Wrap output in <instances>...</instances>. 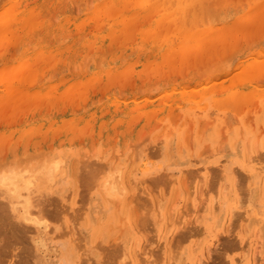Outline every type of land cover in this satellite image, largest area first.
<instances>
[{"label":"rangeland","instance_id":"374dc122","mask_svg":"<svg viewBox=\"0 0 264 264\" xmlns=\"http://www.w3.org/2000/svg\"><path fill=\"white\" fill-rule=\"evenodd\" d=\"M262 60L264 0H0L1 171L62 160L38 264H264Z\"/></svg>","mask_w":264,"mask_h":264},{"label":"bare ground","instance_id":"6f19581e","mask_svg":"<svg viewBox=\"0 0 264 264\" xmlns=\"http://www.w3.org/2000/svg\"><path fill=\"white\" fill-rule=\"evenodd\" d=\"M185 3V2H184ZM168 4V3H167ZM175 4V3H174ZM81 5V4H80ZM195 7V6H194ZM189 8V7H188ZM187 8V9H188ZM75 9V8H74ZM210 9H213V8H211L210 7ZM79 10V9H78ZM150 10V9H149ZM208 10V9H207ZM55 11V10H54ZM212 11V10H211ZM4 12V11H3ZM127 12V11H126ZM147 12V11H146ZM214 12V11H213ZM133 13V12H132ZM208 14H209V12H208ZM213 14V13H212ZM211 13H210V15H212ZM182 15V14H181ZM66 16V15H65ZM210 17V16H209ZM212 17H214L213 15H212ZM208 18V17H207ZM211 18V17H210ZM210 18H208L209 20H210ZM217 20V19H216ZM215 20V21H216ZM17 21V20H16ZM52 21H55V20H52ZM162 21H163V19H162ZM214 21V20H213ZM14 22V21H13ZM18 22H19V20H18ZM208 22H210V21H208ZM20 23H21V21H20ZM211 23H212V21H211ZM215 23V22H214ZM16 26V25H15ZM17 27V26H16ZM20 28V27H19ZM110 28V27H109ZM2 32V31H1ZM96 38V37H95ZM171 38V37H170ZM102 39H104V38H102ZM191 40V39H190ZM41 42V41H40ZM88 42V41H87ZM248 47V46H247ZM158 49V48H157ZM99 52V51H98ZM133 54V53H132ZM131 54V55H132ZM113 55H114V53H113ZM116 55V54H115ZM90 57V56H89ZM104 57H106V56H104ZM177 57V56H176ZM209 57V56H208ZM12 58V57H11ZM87 58H88V56H87ZM90 59H92V58H90ZM260 60V59H259ZM116 61V59L114 58V62ZM262 61H264V60H262ZM2 62V61H1ZM100 63V62H99ZM98 63V64H99ZM103 63V62H102ZM123 63V62H122ZM86 64V63H85ZM88 64H90V63H88ZM117 65V64H116ZM26 66V65H25ZM9 67V66H8ZM8 67H6V68H8ZM11 68H13V67H11ZM4 70V69H3ZM8 71V70H7ZM19 72V71H18ZM136 72V71H135ZM6 75V74H5ZM70 75V74H69ZM50 78H52V77H50ZM3 79V78H2ZM60 79V78H59ZM1 81V80H0ZM107 82H109V80H107ZM106 83V82H105ZM141 83V82H140ZM6 85V84H5ZM71 87H72V85H71ZM258 87V86H257ZM6 90V89H5ZM180 89H178V91H179ZM71 91V90H70ZM183 91V90H182ZM19 92H21V91H19ZM8 93V92H7ZM17 93H18V91H17ZM21 94V93H20ZM16 96H17V94H16ZM28 97V96H27ZM16 98V97H15ZM1 99H3V98H1ZM5 100V99H4ZM3 100V101H4ZM15 101H16V99H15ZM7 102H4V104H3V106L6 104ZM79 104V103H78ZM214 104V103H213ZM217 105V104H216ZM3 106H1V107H3ZM77 106V105H76ZM215 106V105H214ZM10 112V111H9ZM213 114V113H212ZM180 115V114H179ZM230 116V115H229ZM223 118V117H222ZM237 118V117H236ZM226 119V118H225ZM163 120V119H162ZM228 121V120H227ZM209 122V121H208ZM212 123V122H211ZM166 125V124H165ZM192 128V127H191ZM51 129V128H50ZM190 131V130H189ZM37 132V131H36ZM33 134V133H32ZM24 138V137H23ZM191 138H192V135H191ZM143 139V138H142ZM31 140V139H30ZM35 142V141H34ZM192 142V141H191ZM249 142V141H248ZM124 144V143H123ZM188 144V143H187ZM34 145V144H33ZM61 145V144H60ZM169 145H170V143H169ZM192 145V144H191ZM37 146V145H36ZM247 148V147H246ZM38 149V148H37ZM49 149H50V147H49ZM125 149H127V147L125 148ZM132 149V148H131ZM144 149V148H143ZM27 150V149H26ZM51 150V149H50ZM105 150H107V149H105ZM145 150V149H144ZM25 151V150H24ZM34 151H36V150H34ZM176 151H177V149H176ZM45 152V151H44ZM51 152V151H50ZM257 152V151H256ZM33 153V152H32ZM37 152H35V157H32L31 159H30V161H36V163L37 164H39L40 165V162L42 161V164L40 165V166H38V167H33V170H29L27 167H24L23 165V170H22V168H19V169H16V170H14L12 173L10 172L9 173V175L7 174V173H3L1 170H5L6 171V169H3V168H0V264H38V259L39 258H41V251H40V249L42 248L43 249V247L45 246V242L43 241V240H40L39 239V233H40V231L42 230V225H43V227L44 228H47L46 230H48L50 227H52V226H54V224H56L57 222H55L56 221V217H58V213L61 211V209L60 208H58L59 206H58V201H56V196L53 194V192H54V190L53 189H51L52 187H49V181L50 182H52V180L53 179H55V178H53L56 174H58L59 172H61V170H60V166H61V163H62V160L60 159V157L58 158V157H52L51 159L49 158V160H46V156H44V158H42V159H39L38 157H39V155L41 154H39L38 156H37V154H36ZM47 153V152H46ZM1 154V153H0ZM4 154V153H3ZM47 154H49V153H47ZM46 154V155H47ZM53 154V153H52ZM52 154L50 155V156H52ZM91 154H93V153H91ZM123 154V153H122ZM24 155H25V153H24ZM48 155V156H49ZM258 155V154H257ZM33 156H34V154H33ZM41 156H42V154H41ZM90 156V155H89ZM192 156V155H191ZM261 156V155H260ZM85 157V156H84ZM83 157V158H84ZM211 157V156H210ZM259 157V156H258ZM4 158V157H3ZM18 158V157H17ZM83 158H82V161H83ZM19 159V158H18ZM28 159V158H27ZM87 159V158H86ZM135 159V158H134ZM133 159V160H134ZM175 159V158H174ZM249 159V158H248ZM259 159H260V157H259ZM13 160H15V159H13ZM21 160H22V158H21ZM136 160V159H135ZM252 160V159H251ZM28 161V160H27ZM29 161V162H30ZM87 161H88V159H87ZM248 161V160H247ZM249 161H250V159H249ZM132 162V161H131ZM253 162V161H252ZM36 163H34V164H36ZM82 163V162H81ZM90 163H92V162H90ZM98 163V162H97ZM97 163H94V165H96ZM139 163V162H138ZM255 163H257V162H255ZM31 163H29V165H30ZM37 164L35 165V166H37ZM77 164H79V163H77ZM87 163H85V165H86ZM101 164H103V163H101ZM135 164V163H134ZM28 165V167H30ZM85 165H83V166H85ZM92 165V164H91ZM91 165H90V167H88L89 169L87 170V169H84V167H83V170H86V171H84L83 172V170L82 169H80L79 168V170H81L83 173H81V171H79L80 173H77V175L78 174H82V178H81V176L80 177H78V178H80V180H82V179H85V180H88L89 182H91L92 181V183L95 181L94 179H96V178H94L93 179V177L94 176H99L100 177V175L102 174H100V175H96L95 173H97V174H99V171L100 170H102L103 169V166L102 167H100V166H98V165H96V166H92L91 167ZM16 166V165H15ZM73 166H75V165H73ZM77 166H79V165H77ZM89 166V165H88ZM258 166V165H257ZM62 167V166H61ZM76 167V166H75ZM96 167H99L100 168V170L99 169H97V170H95V168ZM261 167V166H260ZM73 168V167H72ZM82 168V167H81ZM85 168H87V166L85 167ZM90 168H92L91 169V171H90ZM133 168H134V166H133ZM133 168H131V170L133 169ZM75 169V168H74ZM73 169V172H75V170ZM11 170H13V169H11ZM60 170V171H59ZM99 170V171H98ZM199 170V169H198ZM223 170V169H222ZM4 171V172H5ZM62 171H63V168H62ZM76 171H78V167H77V169H76ZM94 171H95V173H94ZM97 171V172H96ZM132 171H134V169L132 170ZM132 171H131V173H132ZM190 171V170H189ZM213 171V170H212ZM102 172V171H101ZM121 171H116L114 174H113V176H112V178H111V180L110 181H108L107 180V182L105 183V186H104V188L105 187H107V192L106 191H104V192H106L105 193V195L108 197V199L110 198V200H108V201H111V202H114V203H116L118 206H119V202L121 203V201H122V198L125 196V192L124 191H121L120 189H122L121 187H122V185H121V181H120V175H121V173H120ZM197 172V171H196ZM201 172V171H200ZM234 172V171H233ZM76 173V172H75ZM86 173H88V174H90V178H91V180L89 179V178H84L85 176L84 175H87ZM93 175H92V174ZM61 174V173H60ZM65 174V173H64ZM215 174V173H214ZM131 175V174H130ZM133 175V174H132ZM132 175L130 176V177H132ZM157 175V174H156ZM200 175V174H199ZM72 176V175H71ZM76 176V175H75ZM84 176V177H83ZM163 176V175H162ZM190 176V175H189ZM198 176V175H197ZM76 177V178H77ZM105 177V176H104ZM130 177H129V179H130ZM165 177V176H164ZM196 177V176H195ZM236 177V176H235ZM154 178V177H153ZM152 178V180H155V181H157L158 179H159V177H156L155 179H153ZM158 178V179H157ZM161 179H163L162 177H160ZM183 178V177H182ZM94 181H93V180ZM98 179V178H97ZM96 179V180H97ZM238 179V178H237ZM126 180V179H125ZM144 180V179H143ZM165 180H166V177H165ZM168 180H169V178H168ZM250 180V179H249ZM78 182H79V179L77 180ZM127 182H128V184H129V180H126ZM146 181V180H145ZM171 181V180H170ZM182 181V180H181ZM209 181V180H208ZM83 182H87V181H84L83 180ZM96 183H97V181H95ZM132 182V181H131ZM143 182V181H142ZM191 182V181H190ZM245 182V181H244ZM141 183V182H140ZM192 183V182H191ZM84 184V183H83ZM94 184V183H93ZM98 184V183H97ZM131 184V183H130ZM161 184V183H160ZM181 184H182V182H181ZM183 184H186V183H183ZM218 184V183H217ZM79 185H82V181H81V184L79 183ZM95 185V184H94ZM157 185V184H156ZM199 185H200V183H199ZM52 186V185H51ZM100 186H101V184H100ZM134 186V185H133ZM137 186V185H136ZM136 186H134V187H136ZM162 186V185H161ZM184 186V185H183ZM241 186V185H240ZM82 187H83V185H82ZM132 187V186H131ZM200 187H201V185H200ZM225 187V186H224ZM247 187V186H246ZM102 188H103V186H102ZM103 188V189H104ZM140 188H143L144 189V187H139L138 189L140 190ZM165 188V187H164ZM174 188V187H173ZM214 188H215V186H214ZM228 188V187H227ZM82 189V188H81ZM137 189V188H136ZM166 189H167V187H166ZM170 189V188H169ZM133 190V188L131 189V191ZM152 190V189H151ZM168 190V189H167ZM185 190V189H184ZM212 190V189H211ZM247 191H248V188L246 189ZM100 193H102L103 194V197H104V192L103 191H100V190H98ZM134 191V190H133ZM132 191V192H133ZM164 191H165V189H164ZM237 191V190H236ZM137 192H141V191H137ZM149 192V191H148ZM151 192V191H150ZM250 192V191H249ZM174 193V192H173ZM178 193V192H177ZM198 193V192H197ZM200 193V192H199ZM79 194H80V191H79ZM169 194V193H168ZM217 194V193H216ZM240 194V193H239ZM70 195V194H69ZM81 195V194H80ZM224 195V194H223ZM242 195V194H241ZM123 196V197H122ZM132 196H134V198L132 197ZM132 198L133 199H135V193H132ZM136 196H137V194H136ZM215 196V195H214ZM225 196V195H224ZM56 197V198H55ZM70 197V196H69ZM107 197H105L106 199H105V201L107 200ZM137 197H140V194H139V196H137ZM243 197V196H242ZM132 198H128V199H131L132 201H134ZM175 198V200H176V197H174ZM215 198V197H214ZM244 198V197H243ZM242 198V199H243ZM248 198H249V196H248ZM104 199V198H103ZM121 199V200H120ZM137 199V198H136ZM135 199V200H136ZM149 199V198H148ZM206 199V198H205ZM208 199V198H207ZM146 200V199H145ZM61 201V200H60ZM132 201H130V202H132ZM140 201V200H139ZM148 201H150V200H148ZM244 201V200H243ZM247 201V200H246ZM129 202V201H128ZM141 202H142V200H141ZM140 202V203H141ZM240 202H241V200H240ZM56 203H57V205H56ZM61 204V206H62V202H60ZM135 203V202H134ZM137 203V202H136ZM149 203V202H148ZM125 204V203H124ZM138 204V203H137ZM151 204V203H150ZM175 204H176V202H175ZM64 205V204H63ZM116 205V206H117ZM139 206H137L138 208L139 207H141V208H143L142 206H140V204H138ZM136 206V205H135ZM63 207V206H62ZM90 207V206H89ZM88 207V208H89ZM129 207V206H128ZM246 207V206H245ZM119 208V207H118ZM246 209H247V207H246ZM58 210H59V212H58ZM119 210V209H118ZM148 210V209H147ZM236 210H237V208H236ZM144 211H146V210H144ZM150 211V210H149ZM245 211V210H244ZM78 212V211H77ZM132 212H135V211H132ZM142 212H143V210H142ZM83 213V212H82ZM139 213V212H138ZM145 213V212H144ZM190 213V212H189ZM216 213V212H215ZM232 213V212H231ZM241 213V212H240ZM243 213V212H242ZM251 213V212H250ZM59 214H61V213H59ZM76 214V213H75ZM78 214V213H77ZM87 214V213H86ZM137 214V213H136ZM233 214V213H232ZM135 215V214H134ZM133 215V216H134ZM147 215H148V213H147ZM231 215V214H230ZM68 216V215H67ZM76 216V215H75ZM143 216V215H142ZM200 216H202V215H200ZM232 216V215H231ZM235 216V215H234ZM78 217V216H77ZM130 217H132V216H130ZM137 217V216H136ZM135 217V218H136ZM242 217V216H241ZM53 218L55 219V220H53ZM59 218H60V216H59ZM58 218V219H59ZM75 218V217H74ZM73 218V219H74ZM116 218V217H115ZM231 218V217H230ZM48 219H50L49 220V222L51 223V225H50V227L48 226V224H47V220ZM63 219V218H62ZM71 219V218H70ZM89 219V218H88ZM245 219V218H244ZM54 221V224H53V221ZM89 220H91V218L89 219ZM88 220V221H89ZM130 220H131V218H130ZM149 220H150V218L148 219L146 216L145 217H142V218H140V217H138L135 221H136V223L137 224H139L140 226H142V227H144L145 225H147V224H149L148 222H149ZM58 221V220H57ZM59 221H60V219H59ZM74 221V220H73ZM133 221H134V218H133ZM239 221V220H238ZM70 222V221H69ZM89 222H91V221H89ZM190 222V221H189ZM240 222V221H239ZM245 222H247V221H245ZM49 223V224H50ZM63 223V222H62ZM74 223L76 224V222L74 221ZM92 223V222H91ZM131 223V222H130ZM135 223V222H134ZM135 223V224H136ZM187 223V222H186ZM193 223V222H192ZM191 223V224H192ZM235 223V222H234ZM79 224V223H78ZM94 224V223H93ZM93 224H91L92 226H93ZM101 224V223H100ZM126 224V223H125ZM232 224V223H231ZM73 224H71V226H72ZM198 225V224H197ZM230 225V224H229ZM115 226V225H114ZM114 226H108V228H109V231H110V229H112V230H114V228H116V226L114 227ZM137 226V225H136ZM185 226V225H184ZM236 226V225H235ZM234 226V227H235ZM56 226H54L53 228H51V229H49V231L48 232H50V236H51V234L53 233V235L55 234L54 232L57 230L56 228H55ZM73 227V226H72ZM120 227V226H119ZM198 227V226H197ZM197 227H195V229H197ZM75 228V227H74ZM185 228V227H184ZM229 228V227H228ZM240 228V227H239ZM238 228V229H239ZM183 229V228H182ZM186 229V228H185ZM190 229V228H189ZM233 229V228H232ZM69 230V229H68ZM111 230V231H112ZM120 230V229H119ZM187 230V229H186ZM183 231V232H180V233H178V237L180 238L179 239V241H181V239L183 240L185 237H186V234H185V232H189V233H191V232H193V231H191V230H187V231ZM203 230V229H202ZM237 230V229H236ZM240 230V229H239ZM244 230V229H243ZM72 231V230H71ZM78 231V230H77ZM182 231V230H181ZM129 232V231H128ZM69 233V232H68ZM74 233H76V231L74 232ZM73 233V234H74ZM121 233V232H120ZM77 234V233H76ZM79 234H81V233H79ZM197 234V233H196ZM259 234V233H258ZM52 235V236H53ZM72 235V234H71ZM123 235V234H122ZM189 235H191V234H189ZM188 235V236H189ZM65 237V236H64ZM77 237V236H76ZM82 237V236H81ZM177 237V238H178ZM190 237H192V235L190 236ZM227 237V236H226ZM57 238V237H56ZM62 238V237H61ZM73 238H75V234H74V236H73ZM101 238V237H100ZM194 238V237H193ZM199 238H201V237H199ZM229 238V237H228ZM248 238V237H247ZM258 238V237H257ZM84 239H85V237H84ZM121 239V238H120ZM189 239V238H188ZM86 240V239H85ZM115 240V239H114ZM128 240V239H127ZM175 240H176V236H175ZM178 240V239H177ZM249 240V239H248ZM72 241V240H71ZM79 241H80V239H79ZM116 241V244H110V245H112V247H110V249H108L109 251V258L110 259H113L114 260V258H115V256H114V258H112V256H113V253L114 254H116V255H118L117 254V252L119 253H122V251L123 252H126L125 251V249H126V243L125 242H123L122 241V243H121V241H119L118 239L117 240H115ZM117 241H119V242H117ZM129 241V240H128ZM185 241V240H184ZM74 242V241H73ZM102 242V241H101ZM188 242V241H187ZM186 242V243H187ZM196 242H197V240H196ZM235 242H236V240H235ZM98 243V242H97ZM101 244V243H100ZM161 245V244H160ZM197 245V244H196ZM200 245V244H199ZM161 246H163V245H161ZM184 246V245H183ZM176 247H178V246H176ZM207 247H209V246H207ZM206 247V248H207ZM230 247V246H229ZM244 247V246H243ZM45 248L48 250V248L45 246ZM112 248V249H111ZM231 248V247H230ZM61 249H62V251H60V253H61V258H60V261H59V264H75L76 263V261L74 262V261H72V259H73V257H72V255H73V251H72V248H71V246H69V245H63V247H61ZM100 249V248H99ZM113 249H114V251H113ZM232 249V248H231ZM256 249V248H255ZM97 250V249H96ZM96 250H94V251H96ZM167 250V249H166ZM178 250V249H177ZM180 250V249H179ZM193 250V249H192ZM209 250V249H208ZM98 251L99 250H97V253H98ZM103 251H104V249H103ZM102 251V252H103ZM135 251V250H134ZM138 251V250H137ZM145 251V250H144ZM255 251V250H254ZM49 252V251H48ZM101 252V253H102ZM256 252V251H255ZM83 253V252H82ZM99 253H100V251H99ZM106 253V252H105ZM166 253H167V251H166ZM222 253V252H221ZM104 254V253H103ZM102 254V255H103ZM111 254V255H110ZM123 255L125 254V253H122ZM175 254H177V253H175ZM174 254V255H175ZM98 255V254H97ZM138 255V254H137ZM142 254L140 253V256H141ZM222 255V254H221ZM125 256H127V254L125 255ZM129 256V255H128ZM133 256H135L134 254H133ZM122 257V256H121ZM120 257V258H121ZM151 257V256H150ZM47 258V257H46ZM103 258V257H102ZM106 258V257H105ZM104 258V259H105ZM125 258V257H124ZM139 258V257H138ZM175 258V257H174ZM177 258H178V256L176 257V260H177ZM200 258V257H199ZM75 259H76V257H75ZM107 259V258H106ZM119 259V258H118ZM117 259V260H118ZM134 259V258H133ZM173 259V258H172ZM82 260V259H81ZM85 260V259H84ZM83 261V260H82ZM89 261V260H88ZM104 261V260H103ZM106 261H108L107 263H109V259L108 260H106ZM105 261V262H106ZM104 262V263H105ZM116 262V261H115ZM162 262V261H161ZM176 262V261H175ZM101 263V262H100ZM100 263H98V264H100ZM148 263H150V262H148ZM87 264V263H86ZM115 264V263H114ZM121 264V263H120ZM128 264V263H127ZM142 264V263H141ZM152 264V263H151ZM167 264V263H166ZM201 264H203V263H201ZM205 264V263H204Z\"/></svg>","mask_w":264,"mask_h":264}]
</instances>
